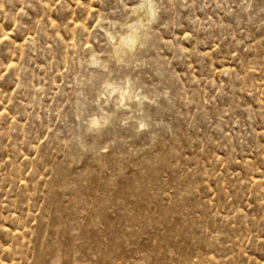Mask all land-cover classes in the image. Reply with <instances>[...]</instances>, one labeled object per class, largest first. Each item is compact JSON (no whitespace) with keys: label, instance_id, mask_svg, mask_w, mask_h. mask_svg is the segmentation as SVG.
Instances as JSON below:
<instances>
[{"label":"rangeland","instance_id":"374dc122","mask_svg":"<svg viewBox=\"0 0 264 264\" xmlns=\"http://www.w3.org/2000/svg\"><path fill=\"white\" fill-rule=\"evenodd\" d=\"M0 264H264V0H0Z\"/></svg>","mask_w":264,"mask_h":264},{"label":"bare ground","instance_id":"6f19581e","mask_svg":"<svg viewBox=\"0 0 264 264\" xmlns=\"http://www.w3.org/2000/svg\"><path fill=\"white\" fill-rule=\"evenodd\" d=\"M140 9H141V8H140ZM141 10H142V9H141ZM147 12H148V11H147ZM150 13H151V12H150ZM148 15H149V14H148ZM139 16H140V14H139ZM151 17H152V16H151ZM137 18H138V17H137ZM149 18H150V17H149ZM128 48H129V47H128ZM129 49H130V48H129ZM122 50H124L123 47H122ZM126 51H127V49H126Z\"/></svg>","mask_w":264,"mask_h":264}]
</instances>
